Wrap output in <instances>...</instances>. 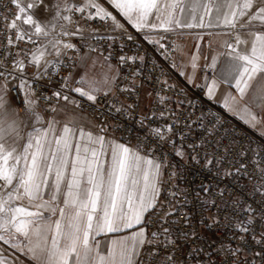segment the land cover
<instances>
[{
	"label": "snow or ice",
	"instance_id": "1",
	"mask_svg": "<svg viewBox=\"0 0 264 264\" xmlns=\"http://www.w3.org/2000/svg\"><path fill=\"white\" fill-rule=\"evenodd\" d=\"M0 264H264V0H0Z\"/></svg>",
	"mask_w": 264,
	"mask_h": 264
},
{
	"label": "built area",
	"instance_id": "2",
	"mask_svg": "<svg viewBox=\"0 0 264 264\" xmlns=\"http://www.w3.org/2000/svg\"><path fill=\"white\" fill-rule=\"evenodd\" d=\"M130 31L132 32L133 35L136 34V30L135 29H130ZM186 37H187V32H184L183 35H180V34L176 33V34H173L172 37H170V40L171 39H175L176 42L178 44H180V43H182L186 39ZM137 43L142 44L144 46V49H147L149 57L156 56L157 61L159 63H161V64H164L163 59L161 57H159L153 51V47L151 45H148L145 41H143L140 36H136L135 41L129 42L127 48L125 49V51H127L128 48H135V46H136ZM144 49H142V50H144ZM112 63L113 64L116 63L115 59L112 60ZM150 63H151V61L149 60V66H150ZM164 67L167 69L168 68L167 64H164ZM169 72H170V74L173 77V79L169 81L170 83L175 82V83H177L179 85V88L180 89H187V91L189 93V96H191L192 93H195V97L194 98H198V99H200V100L203 101V105H204V110L205 111H208L209 109H211L212 111L221 114V116L226 121V124H225L226 127H235L237 125H241L242 124L231 113H228L227 110H225L223 108H220L213 101L210 102L207 98H205L203 96V93L199 89L192 88L191 85H186L185 82H184V80L178 74H176L174 72H171L170 69H169ZM197 83L202 85L203 84V80L198 78ZM170 94L175 95V93H170ZM181 98H183V97H181ZM198 111L199 110H197V113H198ZM249 134L251 136H253V137H256V135H257L254 132H250ZM116 135L119 136L120 133L117 132ZM133 135H135V130H133ZM131 143L134 144L135 143V140L132 139ZM187 179L190 180L191 179V176L187 177Z\"/></svg>",
	"mask_w": 264,
	"mask_h": 264
},
{
	"label": "crops",
	"instance_id": "3",
	"mask_svg": "<svg viewBox=\"0 0 264 264\" xmlns=\"http://www.w3.org/2000/svg\"><path fill=\"white\" fill-rule=\"evenodd\" d=\"M194 31L193 30V34H189V32L187 30H185L184 32H187V37L186 39L180 43L181 45H183V51L184 53H187L189 50L191 51H196L194 44H198L199 40H197L194 36ZM202 54H209V49L207 47V44L205 43V45L202 48ZM104 67L106 68V66H104L102 63H97L94 67H92L90 69V73L92 72L93 69L98 70L99 68ZM182 78V77H181ZM183 79V78H182ZM198 81V79H197ZM225 88L223 86H221V88L219 89L218 93H217V100L213 101L216 105H218L220 108H223L222 105L220 103H218L219 99H222L223 94H224ZM233 115V114H232ZM238 121H240L243 124V121L240 120V118L238 116L233 115Z\"/></svg>",
	"mask_w": 264,
	"mask_h": 264
},
{
	"label": "rangeland",
	"instance_id": "4",
	"mask_svg": "<svg viewBox=\"0 0 264 264\" xmlns=\"http://www.w3.org/2000/svg\"><path fill=\"white\" fill-rule=\"evenodd\" d=\"M106 70H107L106 68L100 66V68L98 70L93 69L92 72H91V74L99 76L103 72H105Z\"/></svg>",
	"mask_w": 264,
	"mask_h": 264
}]
</instances>
